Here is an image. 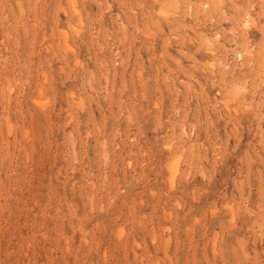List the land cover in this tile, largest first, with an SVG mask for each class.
Returning a JSON list of instances; mask_svg holds the SVG:
<instances>
[{
    "label": "rangeland",
    "instance_id": "obj_1",
    "mask_svg": "<svg viewBox=\"0 0 264 264\" xmlns=\"http://www.w3.org/2000/svg\"><path fill=\"white\" fill-rule=\"evenodd\" d=\"M0 264H264V0H0Z\"/></svg>",
    "mask_w": 264,
    "mask_h": 264
},
{
    "label": "bare ground",
    "instance_id": "obj_2",
    "mask_svg": "<svg viewBox=\"0 0 264 264\" xmlns=\"http://www.w3.org/2000/svg\"><path fill=\"white\" fill-rule=\"evenodd\" d=\"M90 195V194H89Z\"/></svg>",
    "mask_w": 264,
    "mask_h": 264
}]
</instances>
